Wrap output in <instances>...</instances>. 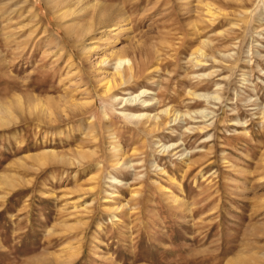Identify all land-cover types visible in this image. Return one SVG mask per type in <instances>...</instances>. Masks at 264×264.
I'll use <instances>...</instances> for the list:
<instances>
[{
  "label": "rangeland",
  "instance_id": "374dc122",
  "mask_svg": "<svg viewBox=\"0 0 264 264\" xmlns=\"http://www.w3.org/2000/svg\"><path fill=\"white\" fill-rule=\"evenodd\" d=\"M0 264H264V0H0Z\"/></svg>",
  "mask_w": 264,
  "mask_h": 264
},
{
  "label": "bare ground",
  "instance_id": "6f19581e",
  "mask_svg": "<svg viewBox=\"0 0 264 264\" xmlns=\"http://www.w3.org/2000/svg\"><path fill=\"white\" fill-rule=\"evenodd\" d=\"M122 61H123V59L122 58H119L118 59V64H121L122 63ZM146 61V60H145ZM139 64L140 63H137V62H135V63H133V64H131L130 66H128V68L127 69H125V70H123L122 72L124 73V74H126V73H130L131 71H133V70H135L138 66H139ZM118 66V65H117ZM135 72V71H134ZM120 75V74H119ZM127 77V76H126ZM141 96V95H140ZM140 99V98H139ZM133 101H137V98H134V99H132V98H127V99H125V102H133ZM144 103H147L146 105L144 104V106H146L147 108H149L148 106L150 105V102L151 101H143ZM145 107V108H146ZM168 111V110H167ZM137 114V113H136ZM167 115V114H166ZM129 116H131V114L129 115ZM136 117L137 116V118L138 119H141V120H145L146 121V123H149L150 125H152L153 123L155 124V122H156V125L157 124H161V122L160 121H158V120H161L162 119V116L161 117H152V115L150 114V113H148V112H143V113H139L138 115H135V113L134 114H132V117ZM160 116V115H159ZM133 117V118H134ZM143 118V119H142ZM177 120V119H176Z\"/></svg>",
  "mask_w": 264,
  "mask_h": 264
}]
</instances>
